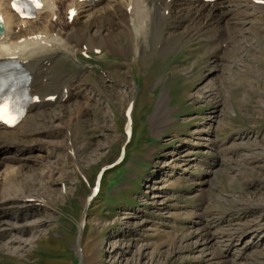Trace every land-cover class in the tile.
Returning a JSON list of instances; mask_svg holds the SVG:
<instances>
[{
    "label": "rangeland",
    "instance_id": "obj_1",
    "mask_svg": "<svg viewBox=\"0 0 264 264\" xmlns=\"http://www.w3.org/2000/svg\"><path fill=\"white\" fill-rule=\"evenodd\" d=\"M110 4L82 6L79 24ZM63 21L43 94L60 73L74 97L40 113L30 152L0 159V264H264V33L235 63L204 36L96 54Z\"/></svg>",
    "mask_w": 264,
    "mask_h": 264
},
{
    "label": "bare ground",
    "instance_id": "obj_2",
    "mask_svg": "<svg viewBox=\"0 0 264 264\" xmlns=\"http://www.w3.org/2000/svg\"><path fill=\"white\" fill-rule=\"evenodd\" d=\"M10 1L0 0V16L4 26L0 34V63H3L0 66L5 65V60H13L11 59L13 57L30 71L32 76L30 90L40 99V104L30 106V111L41 104H48L44 99L43 87L49 80L50 61L52 62L61 50L68 49L70 46L67 41L69 36L62 37L58 30L56 31V26L59 24L53 20L56 16V21L59 23L64 17L59 7V4L63 2L66 18L64 20L74 28L71 34L77 36L89 50L100 48L107 49L108 52L110 49L115 53L117 51L133 53L137 57L141 55L145 47H151L153 50L163 48L166 44L164 38L176 46L195 37L204 36L208 38L209 46L223 50L222 55L234 52L235 63L237 61L240 63L243 52L251 53L257 50L248 43V38L253 35L258 37L261 32L264 33V0H216L210 3L199 0H111L108 7L90 14L82 25L78 21L80 14L86 10L82 9V6L90 9L98 2L91 4L77 0H43L42 8L35 17L42 18L44 15L49 18L45 17L46 25H43L42 29L35 28L34 20L18 19L9 9ZM70 8L76 10L72 20L68 19ZM170 21L173 26L169 28L167 24ZM79 26L81 28H78ZM214 33H217V37L211 38ZM122 39L127 44L123 45L120 42L123 41ZM213 53L215 56L209 65L214 72H217L220 70L217 69L219 63L224 59L221 58V53L217 51ZM224 82L229 83L226 78ZM70 86L69 84L65 88L68 97H72ZM60 99V97L57 98V101ZM133 101L130 99V103ZM162 102H165L164 95L160 99L161 104ZM40 113L52 114L47 110H33L13 128L0 127V159H12L25 155L31 151L33 142H39L40 136L44 135L41 127H35L40 124ZM44 130L50 131V129ZM12 146L14 149H11ZM10 177L14 179V176ZM10 183L15 185L13 190L15 193L23 189L16 185L14 180ZM21 230L23 231L24 228Z\"/></svg>",
    "mask_w": 264,
    "mask_h": 264
},
{
    "label": "snow or ice",
    "instance_id": "obj_3",
    "mask_svg": "<svg viewBox=\"0 0 264 264\" xmlns=\"http://www.w3.org/2000/svg\"><path fill=\"white\" fill-rule=\"evenodd\" d=\"M30 5H35L40 7V0H13V7L21 15L26 14V10ZM74 14V13H73ZM2 18H0V24H2ZM4 66H0V93L3 92L4 88L7 87V81L3 77ZM11 97L0 98V121L8 122L9 120H14L15 118L11 116L9 112Z\"/></svg>",
    "mask_w": 264,
    "mask_h": 264
},
{
    "label": "water",
    "instance_id": "obj_4",
    "mask_svg": "<svg viewBox=\"0 0 264 264\" xmlns=\"http://www.w3.org/2000/svg\"><path fill=\"white\" fill-rule=\"evenodd\" d=\"M79 234H80V229H79ZM77 242H78V240H77Z\"/></svg>",
    "mask_w": 264,
    "mask_h": 264
}]
</instances>
